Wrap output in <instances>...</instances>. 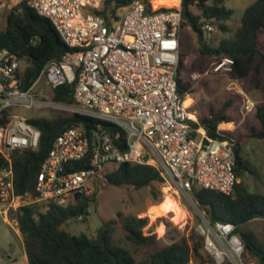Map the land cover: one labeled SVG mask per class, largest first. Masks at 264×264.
<instances>
[{
  "label": "built area",
  "instance_id": "obj_1",
  "mask_svg": "<svg viewBox=\"0 0 264 264\" xmlns=\"http://www.w3.org/2000/svg\"><path fill=\"white\" fill-rule=\"evenodd\" d=\"M104 2L30 0V7L51 22L70 51L60 61L47 62L27 90L21 87V59L0 48V119H6L0 125V208L6 220L30 203L65 207L76 197L91 196L96 178L108 164L151 166L168 187L172 184L184 194L196 186L231 195L239 181L233 144L194 129L198 115L186 104L188 96L178 93L181 0L175 9L159 12L148 11L137 0L110 20L94 13ZM5 7L0 0V13ZM201 29L209 33L213 26L206 24ZM233 65L231 58L223 57L212 64L211 73L229 76ZM41 82L44 89L38 94ZM62 85L73 87L76 107L47 100ZM253 106L246 100L244 109L250 112ZM15 109L71 112L94 121L92 129L75 126L56 137L37 177L36 198L19 195L14 187L12 153L34 150L39 140V132L28 118L13 113ZM101 122L112 123L126 134L125 150L116 145ZM89 153V167L73 170L72 165ZM175 193L174 200L187 213ZM12 221L17 226L15 218ZM234 229L233 224H211L203 217L199 231L215 264H237L234 255L240 257L244 248ZM233 238L237 246L230 245L232 253L228 245Z\"/></svg>",
  "mask_w": 264,
  "mask_h": 264
},
{
  "label": "trees",
  "instance_id": "obj_2",
  "mask_svg": "<svg viewBox=\"0 0 264 264\" xmlns=\"http://www.w3.org/2000/svg\"><path fill=\"white\" fill-rule=\"evenodd\" d=\"M137 0H105L103 6L95 10L106 20L117 19L119 9ZM147 10H173L159 6L154 8L156 0H140ZM227 0H181L183 22L201 29L210 22L222 32H228V22L233 12L225 7ZM30 0H21L9 11L6 28L0 32V48H6L16 54L23 63L21 87L29 89L37 80L41 70L49 61H60L69 52L51 22L39 16L30 7ZM197 9V13L192 11ZM202 21V22H201ZM204 60L214 57L215 61L229 57L234 61L233 71L229 77L237 82L248 94L258 93L262 97L249 116L235 119L229 111L235 100H209L204 108L197 112L198 122L194 129L204 130L211 139L228 140L233 144L234 171L238 180L245 173H252L249 163L242 156V145L248 139L264 141V0H256L242 13L239 26L231 38L222 39L218 46L209 47L200 40L197 50ZM203 63V62H202ZM183 58H179L177 68V86L181 97L194 93L190 79L182 78ZM73 87L62 85L51 94L53 103L66 107H76ZM240 120V121H239ZM6 119H0V125ZM237 122L233 131L218 132L221 123ZM28 123L39 132L36 149L14 151L12 166L14 187L19 195L36 198L35 190L38 174L57 136L65 130L84 126L93 128L94 121L86 116L71 112H60L48 119L35 117ZM121 149L126 147V134L117 126L101 122ZM90 153L75 163L73 170L89 167ZM163 182L159 172L148 165L123 163L116 165L111 172L99 175L93 186L91 196L76 197L68 206L60 207L45 202H34L16 210L14 218L22 238L27 264H202V252L205 238L194 228L188 233L174 237L169 245L154 253L147 254L141 261L133 253L113 241L117 224L126 232V240L136 248L153 246L157 243L155 235H144L143 229L148 224L147 218L123 216L117 213V219L110 220L99 228L94 236L80 234L74 236L69 232V222L86 218L91 205H94L104 184L116 187L130 186L135 190L153 187ZM192 200L205 212V218L211 223H230L235 226L233 234L237 236L244 251L255 259V264H264V242L252 231H243L241 227L255 219H264V195L249 192L242 181L235 184L231 195L197 188L191 190ZM156 203L160 202V192L151 191Z\"/></svg>",
  "mask_w": 264,
  "mask_h": 264
},
{
  "label": "rangeland",
  "instance_id": "obj_3",
  "mask_svg": "<svg viewBox=\"0 0 264 264\" xmlns=\"http://www.w3.org/2000/svg\"><path fill=\"white\" fill-rule=\"evenodd\" d=\"M5 4L4 10L0 13V32L6 28V18L9 11L21 0H3ZM256 0H227L225 7L233 12L231 19L226 22L228 32H222L217 25L210 22L204 23L202 26L209 24L213 26L212 32L202 30V37L193 30V27L187 22H183L179 37L182 40V48L180 57L183 58L182 78L190 79L194 87V93L188 96L191 100L192 110L198 112L202 110L209 100L225 101L228 99L235 100V103L229 113L235 119H243L249 116L250 112L245 111V101L249 100L254 105L262 99L260 94H246L240 85L233 81L229 76L212 74L211 67L215 62L214 57H207L204 60L197 51L200 47V40L209 47L218 46L222 39L231 38L239 26V20L243 11ZM179 0H156L153 7H176ZM197 13L196 8H192ZM121 10H118V14ZM202 22V21H201ZM203 62V63H202ZM194 75H198L197 79H193ZM44 89V82L37 85L36 91L41 94ZM48 101H51V94H48ZM253 110V109H252ZM13 113L25 118L45 117L48 119L56 117L60 112L54 110H25L15 109ZM240 121V120H239ZM242 156L249 163L252 173H245L242 181L245 188L251 193L264 195V141L248 139L242 145ZM116 165L108 164L105 172H111ZM160 192V202L156 203L151 195L152 190ZM181 199V204L187 208L185 218L180 223H175L173 213L169 212L163 216L152 217L153 207L158 206L164 201L165 196L177 198L175 193ZM177 201V200H174ZM178 204V203H177ZM179 205V204H178ZM123 216H136L137 218H147L148 224L143 229L144 235H155L157 243L153 246L144 248H136L126 240V232L120 224H117L113 233V241L133 253L136 260L141 261L147 257V254L169 245L174 237L188 233L191 229H195L199 234V225L203 223L205 212L199 210L192 200L191 193H181L175 186L162 182L153 187H147L135 190L130 186L116 187L110 184H104L101 187V193L97 202L91 205L86 218H78L69 222V232L78 236L86 234L94 236L104 223L117 219V213ZM14 215H9L6 220L5 215L0 208V264H27L25 249L18 226L12 221ZM243 231L254 232L260 241L264 242V219H255L241 227ZM240 240L239 238H237ZM229 240V238H228ZM229 244V243H228ZM233 253V250L228 245ZM237 264H255V259L248 255L244 250L240 257L234 255ZM202 264H215L212 257L207 251L202 252ZM194 260L193 263L195 264ZM225 264H235L233 261H226Z\"/></svg>",
  "mask_w": 264,
  "mask_h": 264
},
{
  "label": "bare ground",
  "instance_id": "obj_4",
  "mask_svg": "<svg viewBox=\"0 0 264 264\" xmlns=\"http://www.w3.org/2000/svg\"><path fill=\"white\" fill-rule=\"evenodd\" d=\"M178 5V4H177ZM186 104H191V100L187 99ZM173 213V221L175 223H180L186 216V212L177 204L176 201L172 200L170 197L165 196L164 201L156 207H153L151 213L153 214L151 218H156L159 216H163L166 213ZM230 245L236 249L237 240L231 239Z\"/></svg>",
  "mask_w": 264,
  "mask_h": 264
},
{
  "label": "crops",
  "instance_id": "obj_5",
  "mask_svg": "<svg viewBox=\"0 0 264 264\" xmlns=\"http://www.w3.org/2000/svg\"><path fill=\"white\" fill-rule=\"evenodd\" d=\"M180 39V37H179ZM182 40L180 39V50L182 48ZM254 108V106H253ZM252 108V109H253ZM194 111V110H193ZM252 111V110H251ZM196 112V111H195ZM197 113V112H196ZM198 115V114H197ZM237 122H230V123H221L220 125H218L219 129H223L225 131H233L236 128Z\"/></svg>",
  "mask_w": 264,
  "mask_h": 264
},
{
  "label": "water",
  "instance_id": "obj_6",
  "mask_svg": "<svg viewBox=\"0 0 264 264\" xmlns=\"http://www.w3.org/2000/svg\"><path fill=\"white\" fill-rule=\"evenodd\" d=\"M193 30L195 31V32H197L198 34H199V36L200 37H202V29H198L197 27H193ZM207 142L206 141H204V144H206Z\"/></svg>",
  "mask_w": 264,
  "mask_h": 264
}]
</instances>
